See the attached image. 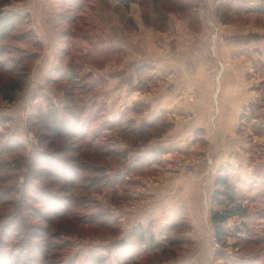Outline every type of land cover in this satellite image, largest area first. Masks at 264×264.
I'll return each mask as SVG.
<instances>
[{
    "label": "rangeland",
    "instance_id": "rangeland-1",
    "mask_svg": "<svg viewBox=\"0 0 264 264\" xmlns=\"http://www.w3.org/2000/svg\"><path fill=\"white\" fill-rule=\"evenodd\" d=\"M25 1L8 0L4 3L5 0H0L4 14L14 13L26 19L22 24L17 23L8 37L0 41V62L5 64V68L0 69V91L9 79L29 72L24 89L20 91V94L15 93L12 101L4 100L0 94V163L8 164L13 168L11 172L5 171L0 175L10 177V182L5 184H3L5 179L0 178V225L10 223L11 220H15L17 224L16 227L10 225L12 233L6 237L12 236L11 238L8 240L5 239L6 237L0 238V245H2L0 264H9L2 256L13 251L14 253H25L30 257V260H35L37 257L34 247L27 246V251H24L22 245L28 243L40 246L42 244L40 230L42 229L50 230V234L57 233L50 239L56 238L55 243L60 246L56 251L57 256L54 254L46 264H94L91 260L93 253L102 257L107 255L105 264H122L114 258L116 248L123 243H129L131 240L129 235L138 226H143L156 236L152 243L158 244L157 247L160 248L157 249V252L159 251V253L156 250H149L146 242L144 245L138 244L137 247L142 246L143 249L137 251L134 247L129 252L134 253V256L127 262L129 264H241L243 259L255 256L257 253L261 255V251L264 249L263 245L257 246L252 241L245 244L238 240L239 237L248 238L250 235L252 238L255 236L264 238L262 235L264 234V184L262 186L259 184L258 177L252 174H248L249 177H246L240 173L236 163L233 167L230 163L220 166L215 177L206 173L207 170L200 172L186 168L189 166L187 164L189 162L195 164L192 163V159L195 158H192L193 155L188 154L187 150L179 152L177 148H163V142L159 143L158 139H162L167 133L164 132L161 135V128H159L162 127L167 117L157 119L156 136L150 137L152 134L150 133L148 137L140 141L139 139H128V142H132L133 145L129 144L119 138L122 136V132L130 128L124 129L128 124L134 127L146 124L140 122L141 120L138 118L139 115L145 113V107L141 103H134L131 108L114 113L109 111L106 104L97 98L100 94L99 91L108 85L104 80L99 81L98 78L94 80L92 77L85 85L89 88L85 90L75 85L79 80L52 83L50 78H60L62 71L71 70L70 62L82 64V66H78L81 67L80 69L71 70L75 79L76 77L80 79L85 75L84 68L87 66L103 70L109 63H124L130 57H134L135 48L131 49V46H135L136 43L141 45L143 41L141 36L145 32L168 35L171 39L181 40V37L185 36L183 33L177 34L170 30L172 22L189 26L192 31L201 33L202 36L207 37L210 32L213 38L221 33L223 27L240 32L264 30V0H183L187 3L186 11L182 9V6L174 3L167 4L158 1L159 5H156L155 0L128 2V6L127 3L121 5L112 0H84L85 5L79 10H76L75 4L82 0H49L50 8L53 7L55 11L53 15L56 39L55 45L54 43L53 45L55 47L57 45L54 54L59 70L51 73L46 81V86L52 89L55 101L53 97L50 98L45 93H40L45 97V105L40 100H33L31 94L26 90H32L31 81L36 67L39 65V67H45L44 64L48 62L49 56V61L53 57L51 56L53 52L52 34L50 35V32L46 31L45 21L43 37L47 38L46 46L42 44L41 48H35L34 41H40L35 30L38 20L34 22L30 19L29 14L26 16L24 11H21L20 4ZM183 1L181 0L179 3ZM59 13L63 18H60ZM65 18H73V20L67 22L64 20ZM108 20H113L123 33L124 40L121 49L114 44H108L105 47L100 44L103 35L110 30ZM204 26L210 27V29H206L205 34L203 33ZM71 33L74 36H70ZM89 34L90 36H88ZM260 42V45L256 49L254 48L255 50L245 49L244 51L247 52V56L251 57L254 64L253 73L248 75V81L252 84L249 87L256 86L252 91L256 90L259 98L240 115L236 123L238 126L236 134L245 139L247 134L253 132L254 137L262 138L261 147L257 143L252 144L251 147V150L255 151L253 155L262 160L264 158V155H261L264 151V129H260L257 125L259 123H256L259 119H264V64L262 61L264 57L261 54L264 50V39ZM61 49L66 51V54L60 53ZM34 52H37L38 57L32 60L28 55L32 56ZM10 68H14L12 73L8 72ZM26 68L28 69L26 70ZM95 81L101 83L92 89ZM136 87L139 91H145L144 84H138ZM219 88L220 94L221 82ZM71 92L78 104L77 112H80L79 110L83 107L86 110L81 121L84 122L83 125L86 122L90 125V138L92 134L98 132L97 129L101 125L107 124L108 126L106 132L98 133L100 138L93 142L92 147L97 148L108 141L109 137L116 138L113 148L119 153L123 152L125 159L121 160L112 156L97 158L96 160L101 164L106 163L107 177L112 183L117 180L116 187L86 191L77 189L82 184L81 181H78L77 190L73 192L75 201L73 200V204L67 206L63 201V194L59 191L65 183L60 175L65 174L64 172L57 173L55 168L39 165L38 167L43 169L42 171L39 169L43 177L34 180L29 175L30 171H33L32 164L36 160L40 147L37 135L47 133L44 125L36 123L37 126L33 127L29 120H31L30 114H33L35 102L38 104L41 102L42 107L40 106V108L44 113L48 110L50 103L64 109L70 102ZM40 94H38L39 97ZM180 98L186 104L195 101V95L191 90L184 91ZM93 102L97 103L91 107ZM102 103L104 111L99 113L101 115L99 118L95 113ZM19 104H25L21 112V124L24 125L19 128L23 133L21 142L6 138L16 127L14 120L7 121L13 114L11 109ZM72 105L70 111L64 110L61 114L63 117L71 115L76 104L72 103ZM253 121H256V125L251 126ZM50 138L43 139V146L50 151L59 153L61 150L69 148V151L64 150L66 153L62 154L66 158L78 155L79 146L83 144L74 136L66 139H57L52 136ZM89 139L88 143L91 141ZM120 141L126 145L125 149L123 145H119ZM154 142L156 145L153 144ZM192 144H189L188 147L199 150L203 147L205 149L206 145L204 142ZM8 147L11 149L8 150ZM5 149L7 150L5 151ZM166 155H172L170 157L175 161H167ZM207 155L209 156L210 153ZM74 162L75 160L71 159V164ZM169 163L173 166L169 167L171 170L167 169ZM139 165L143 166L141 170L133 172L130 169L128 171L131 166ZM221 167L226 168L235 186V205L241 204L246 208V213H235L225 224L229 234H234L237 228L242 233L234 235L235 237L227 236L219 242L216 239L215 227L212 223V212L214 209L222 210L214 203V196L219 188L215 181ZM251 167L250 164L247 170L249 171ZM173 168H177L176 171H173ZM211 170L208 171L212 172ZM237 174L239 177L235 176ZM66 176L71 177L69 173ZM88 176H92V174ZM242 178L245 179L244 183ZM51 182H57V184L52 186ZM27 184L29 187L24 189ZM40 188L53 194L55 198H49L48 194L40 195ZM43 203L56 206L54 209L59 212L58 214L66 213L63 218L54 219L57 221H54L55 225L53 222L49 224L44 221L47 220L45 217L50 215L53 217V213L50 214V211L44 208ZM27 206H30L34 213ZM244 225L249 229L248 235H245ZM32 233L38 234L37 238L30 237L29 234ZM162 248H170V251L161 255ZM155 253L156 256H153ZM122 260L127 261L126 257Z\"/></svg>",
    "mask_w": 264,
    "mask_h": 264
},
{
    "label": "crops",
    "instance_id": "crops-1",
    "mask_svg": "<svg viewBox=\"0 0 264 264\" xmlns=\"http://www.w3.org/2000/svg\"><path fill=\"white\" fill-rule=\"evenodd\" d=\"M20 7L26 16L30 15L31 20L34 22L38 20L39 28L35 25V30L43 45L46 46L47 40L43 37L45 21L46 31L52 34L53 52L51 56L53 57L49 61V56L48 62L44 64L45 67H39L40 65L36 67L32 76V86L30 85L32 90H26L33 100H40L45 105V97L40 93H45L50 98L53 97L55 101L52 89L46 86V81L51 73L59 70L54 54L57 47V45L54 46L56 32L53 14L55 11L53 7L50 8L49 0H26L20 4ZM108 22L110 30L103 35L100 44L104 47L114 44L121 49L124 40L123 33L113 20H108ZM170 28L177 34L183 33L185 37L177 40L171 39L168 35L145 32L141 36L142 43H144L140 45L134 41L136 45L131 46V49L135 48L134 57H130L124 63H109L103 70L85 66V73H92L95 80L98 78L99 81L104 80L108 83L105 89L99 91L98 96L96 94L97 98L106 104L109 111L114 113L131 108L134 103H141L145 107V113L138 116L142 123L154 124L158 122L157 119L167 117L163 122L168 128L167 133L162 139H158L159 143L163 142V148H177L179 152L187 150L188 154L193 155L192 158L195 157L196 160L192 159V163L195 164L189 162L186 168L200 172L207 170L206 173L215 177L220 166L230 163L233 167L236 163L240 173L246 177H249L248 174L255 175L262 186L264 184V158L257 159L251 147L255 143L261 147L263 139L254 137L253 132L247 134L245 139L238 137L236 123L242 112L247 107L250 108V105L259 98L258 92L252 91L256 86L249 87L252 84L248 79L253 73L254 64L251 57L247 56V52L244 51L245 49L255 50L260 45V41L264 39V30L240 32L223 27L217 37H211L209 32L207 38L201 33H195L189 26H183L178 22H172ZM203 29L205 34L206 29L210 27L204 26ZM262 51L261 54L264 57V50ZM262 61L264 64V59ZM138 84H144L145 91L137 90ZM186 90L193 91L195 95L193 103L182 102L180 96ZM38 94L41 96L39 97ZM35 103L42 107L41 102ZM23 106L25 104H19L11 109L13 114L7 121L14 120L16 127L6 136L8 140L21 142L23 133L19 128L24 125L21 124ZM255 122L253 121L251 126L256 125ZM256 123H259L257 125L260 129H264L263 118ZM120 142L119 145H123L125 149L126 145ZM194 142H204L205 149L204 147L201 150L189 148L188 145H193ZM153 144L156 145V142ZM261 155H264V151ZM170 156L172 155H166L165 159L170 162L175 161ZM250 164L252 167L248 171ZM169 167L173 166L169 163L168 170ZM176 169L173 168V171ZM235 176L239 177V174ZM242 181L244 183L245 179L242 178Z\"/></svg>",
    "mask_w": 264,
    "mask_h": 264
},
{
    "label": "trees",
    "instance_id": "trees-1",
    "mask_svg": "<svg viewBox=\"0 0 264 264\" xmlns=\"http://www.w3.org/2000/svg\"><path fill=\"white\" fill-rule=\"evenodd\" d=\"M84 0H82V2H77L76 5V10L81 9L84 5H85V1L83 3ZM118 4L123 5V3H127L126 5L128 6L129 3H133L135 1L138 0H112ZM125 1V2H124ZM158 1H162L163 3H174L176 5H180L182 6V9L184 11H186L185 9L187 8V3L185 1H183L182 3H179L181 0H155V4L159 5V3H157ZM8 2V0H5L4 3ZM129 2V3H128ZM161 5H164L161 3ZM2 5L0 6V41H3L4 39H6L9 35V33L11 31H13L15 29V27L17 26V23L22 24L24 23V21L26 20L25 17H19L17 16V14H4L3 10H2ZM182 10V11H183ZM60 18H63L62 15H60ZM67 22H70L71 20H73V18H65L64 19ZM25 35V34H23ZM22 35V37H23ZM70 36H74L73 33L70 34ZM34 46L35 48H41L42 43L38 40L34 41ZM60 53H65L66 51L62 50L60 51ZM28 57H30V59H36L38 57L37 52H34L33 55H28ZM27 57V58H28ZM2 63V62H0ZM82 66V64L80 62H70V66L69 67L71 70H76V69H80L81 67L78 66ZM5 68V64L2 63L0 64V69H4ZM14 68H10L8 71L9 73H12L14 70ZM28 68H26L27 70ZM33 69V68H32ZM71 70L66 72H62L60 75V78H50V81H52V83H56L58 81H72L75 82L74 80H79L76 81L78 83H76L75 85L80 88L82 87L83 89L86 90V88L88 89V86H85L87 84V82H89V79H92V73H85V75L83 77H81L80 79H75L74 75L72 74ZM30 72H32V70H30ZM60 73V72H58ZM28 74L29 72H24L23 74H21V76L9 79L7 82H5V85L2 86V89L0 91V94H2V98L4 100L7 101H12L13 100V95L17 92H20L21 90L24 89L26 83H27V78H28ZM59 79V80H58ZM94 79V78H93ZM95 80V79H94ZM101 82H97L95 81L92 85V89H95V87L97 86V84L99 85ZM104 83V81H103ZM72 103L76 106L75 109L73 111H71V115L68 117H63L61 114L64 112V110L66 109V111H70L72 108ZM97 102H93L91 107ZM77 102L75 101V96L73 95V93L71 92L70 95V102L69 104H67L64 109H61L60 106H57L55 104L50 103L48 106V110H46V112H42L41 108L35 104L33 106V114H30V118L31 121L30 125L33 127L37 126L36 123H41L42 126L44 125L45 130L47 131V133L45 134H40L37 135V138L39 139L40 143H39V150L37 151V156H36V160L33 161L32 164V169L33 171L29 173V175H31V177L35 180L37 178H40L42 175V170L41 168H39V165H42V167L44 166H50V168H55L56 172H64L66 175L67 173H69V175L71 176L69 178V176L67 177L65 174H60L61 175V179H63L65 181L64 186L60 187L59 191L60 193H62L63 195V201L67 206H70L73 204V200L75 201V198L73 196V192L77 189H83V190H94L97 188H106V189H114L116 186V182L117 180H115L113 183L110 182L109 178L107 177V172L106 169H108V167H106V163H102L97 161V158H102V157H108V156H112L121 160H124V153L123 152H117L114 150V144H115V139L113 137H109V140L104 142L103 144H101L100 146H98L97 148H93L92 144L94 141L98 140L99 137V132H106L107 128V124L101 125L99 127L98 132H96L94 135L92 134L91 138H90V130L91 127L89 124H87V122L83 125L84 122L81 121V117H84V112L86 111L85 108L83 107L82 109H80V112H77L76 107H77ZM79 109V108H78ZM91 111V110H90ZM104 111V104L102 103V105L100 106V108L96 111L95 114H97L100 118L101 115H99V113H102ZM254 115V114H253ZM251 116V115H250ZM252 117V116H251ZM29 118V119H30ZM98 118V117H97ZM131 124V123H130ZM154 124H143L142 126L139 127H134L132 124V126H129V124L124 128L126 129L125 132H122V138L120 137L119 139H123L124 141H126L129 144H132V142H128V139L133 140V139H139L142 140L145 137H148V135L150 133H152L150 135V137L152 136H156L155 132L158 130V126ZM29 125V126H30ZM119 128V127H118ZM161 128V132L162 134L164 132H166V126L165 124L162 125ZM123 129V128H122ZM32 132L34 133L33 129ZM35 134V133H34ZM161 134V135H162ZM159 135V136H161ZM50 136L57 138V139H66L69 138L70 136H74V138L79 139L80 141H82L83 144H81L79 146L78 149V155L76 156H72L71 158H66V156L62 155L64 153H66L67 151H69V148L67 149H63V151L61 150L60 153L59 152H54V151H50L49 149H46L43 146V139L45 140L46 138H50ZM118 137V136H117ZM90 138V139H89ZM51 139V138H50ZM91 140L89 143L87 142V140ZM147 139V138H146ZM145 139V140H146ZM14 143V142H12ZM18 145V144H17ZM133 145V144H132ZM12 147V146H11ZM11 147H8L7 149H11ZM5 149V151L7 150ZM64 150L66 152H64ZM13 151V149H12ZM114 151V152H112ZM71 159H74L75 162L73 164H71ZM101 161V160H100ZM71 164V165H70ZM142 166V165H141ZM139 166H131L130 168H128V171L131 169V171L136 172L138 170H141V168H143V166L141 167ZM111 168V167H110ZM35 169V171H34ZM41 169V171L39 170ZM13 168L8 165V164H2L0 163V175L3 174V172L5 171H12ZM92 174V176H88ZM50 178H52L51 176H48ZM1 179H5V183L10 182V177L8 176H0ZM81 181L82 184L80 185L79 188L76 189L77 187V182ZM30 183V182H29ZM52 186L56 185L57 182H51ZM215 184L217 186H219V188L216 190V194L214 196V203L220 208L222 209L221 211L214 209L212 212V223L214 224L215 227V233H216V239L217 241L221 242V240H223L224 238H226L227 236H231V237H235L234 235H238V233H242V231L237 228L235 230L234 234H229L228 230L225 227L226 222L228 221V219L234 215L235 213H246V208L243 207L241 204L239 205H235L236 200H235V195H234V191H235V186L231 181V178L229 177L227 170L225 167H221L219 170V174L216 178ZM29 187V184H27V186H25L24 189H27ZM8 192V191H7ZM42 194H48L49 198H55L53 194L51 193H47L45 190L40 188V195ZM50 194V195H49ZM44 196V195H43ZM53 196V197H52ZM43 206L45 209H47L48 211H50V214L53 213V217H45V219L47 218V223H54V219H60L61 217L63 218L64 213H60L58 211H55L54 208H56V206H52L50 204L47 203H43ZM29 209H31L34 213V210L30 207L27 206ZM31 212V211H30ZM104 216H106V214L103 213ZM50 217V218H49ZM15 220H11L10 223H3L2 225H0V238L9 236L11 232V226L16 227L17 224L15 223ZM57 222V221H56ZM55 222V223H56ZM1 223V222H0ZM54 223V225H55ZM103 224V223H101ZM53 226V225H52ZM245 229L244 230L246 232L245 235L249 234V229L246 225H244ZM40 239H42V244L40 246L38 245H34V244H28V243H23L22 245V249L24 251H27L26 248L27 246H32L34 247L33 249L35 250L36 253V257L35 260H30L29 256H26L25 253H21V252H17L14 253L13 252H9V253H5L3 254V258L5 259V261L9 262V264H46L47 262H49L52 258V256L55 254L56 255V251H58L57 248H59L60 246L56 245L55 243V239L51 240L50 237H53L52 235H57V233L55 234H50V230L48 229H42L40 230ZM8 232V234H7ZM30 237H36V235L38 234H29ZM264 235V234H262ZM10 237H6L5 239H9ZM43 237V238H41ZM129 237L131 238L129 243H123L121 245H119L116 248V252H115V256L114 258H116L120 263L122 264H129L127 263L129 261L130 258H132V256H134V253H129L134 247H136L137 251L140 249L142 250V246H138V244L140 245H144V243H147L148 249L149 250H156L159 249L160 247H157L158 244L156 243H152V241H155V235H153L151 232H149V230H146L143 226H138L134 231L131 232V234L129 235ZM37 238V237H36ZM239 241H242V243H249L250 241L254 242V244H256L257 246L263 245L264 247V238H252V235L248 236V238H238ZM2 245H0V249H1ZM18 248V247H17ZM162 254L164 255L165 253H168L170 251V248H162ZM147 251V250H146ZM262 254H264V249H262ZM260 252V253H261ZM159 253V251L157 252ZM262 254H255V256H252L250 258L247 259H243V262L241 264H264V257H262ZM129 255V256H128ZM258 255V256H257ZM260 255V256H259ZM106 256L104 257L99 256V254L93 253L91 254V260L94 264H105L106 262ZM156 256V253L155 255ZM126 257L127 261L124 262L122 259H124ZM34 261V262H33Z\"/></svg>",
    "mask_w": 264,
    "mask_h": 264
}]
</instances>
